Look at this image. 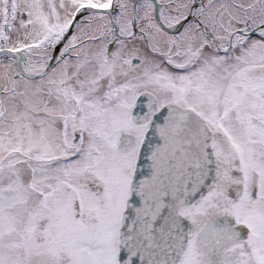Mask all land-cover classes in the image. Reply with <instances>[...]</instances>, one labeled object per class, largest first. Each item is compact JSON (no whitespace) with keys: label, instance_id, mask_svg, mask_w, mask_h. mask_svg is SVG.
I'll return each mask as SVG.
<instances>
[{"label":"snow or ice","instance_id":"snow-or-ice-1","mask_svg":"<svg viewBox=\"0 0 264 264\" xmlns=\"http://www.w3.org/2000/svg\"><path fill=\"white\" fill-rule=\"evenodd\" d=\"M0 264H264V0H0Z\"/></svg>","mask_w":264,"mask_h":264}]
</instances>
